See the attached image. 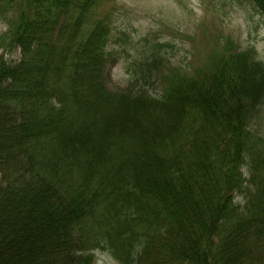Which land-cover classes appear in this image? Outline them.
<instances>
[{"label":"trees","instance_id":"trees-1","mask_svg":"<svg viewBox=\"0 0 264 264\" xmlns=\"http://www.w3.org/2000/svg\"><path fill=\"white\" fill-rule=\"evenodd\" d=\"M102 1L0 0V264H264V56L112 92Z\"/></svg>","mask_w":264,"mask_h":264},{"label":"rangeland","instance_id":"rangeland-1","mask_svg":"<svg viewBox=\"0 0 264 264\" xmlns=\"http://www.w3.org/2000/svg\"><path fill=\"white\" fill-rule=\"evenodd\" d=\"M99 12L112 26L105 80L115 93L161 95L167 77L206 62L216 32L264 56V13L251 0H103ZM6 28L0 22V35ZM252 129L264 138V102ZM94 256V264H121L105 250Z\"/></svg>","mask_w":264,"mask_h":264}]
</instances>
